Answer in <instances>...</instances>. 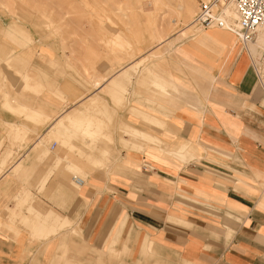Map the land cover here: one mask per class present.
<instances>
[{
  "label": "rangeland",
  "instance_id": "374dc122",
  "mask_svg": "<svg viewBox=\"0 0 264 264\" xmlns=\"http://www.w3.org/2000/svg\"><path fill=\"white\" fill-rule=\"evenodd\" d=\"M201 1L0 0V109L23 116L33 130L26 139L20 135L26 132L25 125L16 128L7 123L0 150L6 142L19 148L20 143H31L46 131L48 124L32 123L30 109L55 117L53 102L57 109L67 106L57 115L46 139L42 136L41 143L33 145L40 148L42 162L39 192L48 198L56 188L57 200L52 201H57V207L65 210L64 192L79 194L80 187L72 183V176L85 181L92 172L104 170L107 175L144 177L156 172L157 167L165 169L141 149L152 144L146 136L155 137L153 143L160 149V140L178 137L198 141L202 126L207 131L210 127L221 129L230 140L248 127L251 132L244 130V134L250 138L256 139L259 126L264 133V119L256 115L264 116V108L250 106L249 95L250 86L257 84L256 94L264 96L251 65L256 61L264 70V40L256 42L255 32L244 46L230 30L198 29L193 22ZM225 8L233 12L227 7L222 11ZM188 10L193 14L187 15ZM228 20L234 30L235 18ZM186 24L193 27L191 33L185 30ZM213 31L216 34L205 47L207 52L201 53L194 40ZM34 62L39 67L34 68ZM110 79L119 81L116 88ZM155 81L160 89L152 86ZM168 88H175L181 97L164 94ZM29 97L41 100L33 105L27 102ZM145 97L150 100L146 102ZM146 114L157 119L147 122ZM136 131L145 140L127 134ZM202 152L195 150L188 163L204 159ZM159 154L156 151L154 156L160 158ZM12 155L11 149L0 154V215L11 224L4 235L11 236L17 246L0 255V264H128L122 261L134 256L140 244L139 239L130 240L128 232L118 233L109 246L98 248L86 240L80 228L70 225L62 236L51 237L43 249L48 239L41 237L49 219L31 216L33 204L44 210L43 206L33 200L29 207L23 196L13 194L18 183L1 179L18 157ZM44 159L54 164L45 174ZM148 160L157 167L150 166ZM22 165L12 169L13 178L28 171ZM28 173L32 176L34 169ZM51 175L53 181L44 189ZM241 181L245 187H252ZM50 210L44 216H49ZM24 213L29 218L22 221ZM140 249L141 254H149L145 245Z\"/></svg>",
  "mask_w": 264,
  "mask_h": 264
},
{
  "label": "crops",
  "instance_id": "0c3cea01",
  "mask_svg": "<svg viewBox=\"0 0 264 264\" xmlns=\"http://www.w3.org/2000/svg\"><path fill=\"white\" fill-rule=\"evenodd\" d=\"M33 67L39 65L34 62ZM47 75L49 78L50 75ZM256 85L249 88L250 106L261 110L264 108V96L256 94ZM168 89L172 97H181L175 88ZM40 100L39 97H29L27 102L36 105ZM149 100L145 97L146 102ZM53 105L56 107L53 110L57 112L55 117L30 109L34 125L48 124L44 133L35 139L30 138L31 143H20L19 148L11 147L6 142L0 150L1 154L11 149L12 157L18 155L1 179L18 183L13 194L23 196L29 207L34 203L33 200L41 203L44 210L35 208L33 204L31 216L49 219L43 237L41 234L37 236L48 239L43 249L47 248L51 237H59L71 225V228H80L86 240L98 248L109 246L120 232H128L130 240L139 239L136 254L122 261L128 264H264V133L259 131L261 126L257 127L256 139L245 136L244 130H252L248 127L234 140H230L227 132L221 129L210 127L211 131H207L202 126L198 141L191 142L178 137L170 141L160 140V149L153 143L155 137L146 136L152 144L148 143L151 146L141 149L157 165L176 171L169 172L148 160L150 166L158 169L144 175L145 178L143 175L127 178L118 173L107 175L104 170H96L85 181L82 180V186H77L72 176V183L80 187L79 194L69 196L70 192H64L66 205L63 210L56 206L57 201H52L57 198L56 188L48 195L49 199L39 192L42 162L38 154L40 148H33V145L41 143L42 136L46 139L49 128L57 121V115L68 108L62 106L57 109L55 102ZM256 115L264 119L262 114ZM144 118L147 122L157 119L148 114ZM7 123L15 124L16 128L25 125L26 132L20 135L24 134L29 139L33 130L25 123L24 117L0 109V143L6 136ZM160 127L162 130V121ZM134 134L139 136L138 139L145 140L140 131ZM198 149L204 151V159L188 163ZM156 151H160V158L154 156ZM21 164H24V169L28 167L26 173L32 168L34 174L27 176L23 173L13 178L12 169ZM53 166L44 159V174ZM243 179L252 187L241 184ZM52 181L51 175L44 189ZM47 209H52L50 214L55 217L53 220L50 214L44 216ZM25 215L22 221L29 218ZM31 222L30 218L27 223ZM9 228L11 224L4 222L0 215V255L3 256L17 246L11 236L4 235ZM61 244L63 247L66 245L64 242ZM142 244L148 255L140 253ZM129 246L132 247V244Z\"/></svg>",
  "mask_w": 264,
  "mask_h": 264
},
{
  "label": "built area",
  "instance_id": "2783aa9c",
  "mask_svg": "<svg viewBox=\"0 0 264 264\" xmlns=\"http://www.w3.org/2000/svg\"><path fill=\"white\" fill-rule=\"evenodd\" d=\"M229 3L233 4L237 13V26L235 29L238 33L242 34L247 40L258 30L264 34V0H203L198 5L193 22L194 26L198 29L226 28L228 24L223 20H219L218 15L222 12V8ZM257 64L256 61H253L251 65L264 92V70L262 66L260 68V65L257 66ZM76 181L80 185L83 182L80 179H76Z\"/></svg>",
  "mask_w": 264,
  "mask_h": 264
},
{
  "label": "bare ground",
  "instance_id": "6f19581e",
  "mask_svg": "<svg viewBox=\"0 0 264 264\" xmlns=\"http://www.w3.org/2000/svg\"><path fill=\"white\" fill-rule=\"evenodd\" d=\"M192 3H193V1H192ZM189 4H191V2L189 3ZM188 6V5H187ZM190 6V5H189ZM224 7H227V8H230V9H232V11L233 12H231V11H229L228 9H224L223 11H222V13L218 16V19L219 20H223L224 22H226L227 23V20L229 19V18H231V17H233V18H235V25H233V28H234V30H232V29H230L229 28V25H227V27L226 28H222V30H230L235 36H237L238 37V40L239 41H241L242 43H243V45L244 46H247V43H248V41H247V39L242 35V34H240V33H238L237 32V30L235 29V27L237 26V22H236V20H237V13H236V11H235V9H234V6H233V4H231V3H229V4H227V5H225ZM223 7V8H224ZM193 8V7H192ZM182 11H184V10H182ZM144 12V11H143ZM191 11H189L188 10V12H187V15L189 14H193L192 12L190 13ZM186 13V12H185ZM192 16H190V18H191ZM186 18H188L187 16H186ZM189 18V19H190ZM224 19H226V21L224 20ZM189 21V20H188ZM229 21V20H228ZM185 23V22H184ZM192 24V23H191ZM187 25V24H186ZM192 26L191 25H187V26H185V30H187V31H189L188 33H191L192 32ZM211 32V31H210ZM215 35L216 34V32L215 31H213L212 33H211V35H209V34H207V35H199L198 36V38L196 39V40H194V42H193V44L196 46V48L197 49H199V51L201 52V53H206L207 51H206V49H205V47L206 46H208L207 44H208V42L210 41V39L212 38V36L213 35ZM221 36V35H220ZM232 36V35H231ZM213 37H215V36H213ZM223 38H225L224 37V35H223ZM225 40V39H224ZM256 42H258V41H262V40H264V34L260 31V30H258L257 31V35H256ZM210 45H211V43H210ZM230 45V44H229ZM228 45V46H229ZM163 47V46H162ZM225 49H228V51H230L232 48L230 47V48H228V47H226ZM183 51V50H182ZM185 51V53H187L186 52V50H184ZM182 53H184V52H182ZM180 55H181V53H180ZM170 56H172L174 59H175V55H173V54H170ZM176 58L178 59H180V60H182L183 62H187V60L186 59H184V58H182L181 56H176ZM137 64H139V63H137ZM136 64V65H137ZM125 73H126V71H124ZM123 72V73H124ZM126 76V75H125ZM264 77V76H263ZM110 82H112V87L113 88H116V86H117V84H118V82L119 81H114V79L112 80V81H110ZM152 86L153 87H155V88H159L160 89V87H161V85L158 83V82H153L152 83ZM102 89V88H101ZM154 92H156V89L154 90V89H152ZM158 90V89H157ZM163 93L164 94H167V93H170V91L169 90H164L163 91ZM131 138H133V139H135V140H138V135H136V134H134V133H132V132H129V133H127ZM141 138H143V136L141 137ZM175 153H177L178 154V151H176ZM76 179H79V178H74V182H75V184L77 185V186H82V185H80L77 181H76ZM81 180V179H80Z\"/></svg>",
  "mask_w": 264,
  "mask_h": 264
}]
</instances>
